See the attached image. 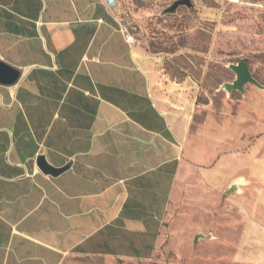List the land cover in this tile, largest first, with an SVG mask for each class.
Instances as JSON below:
<instances>
[{"label": "crops", "instance_id": "1", "mask_svg": "<svg viewBox=\"0 0 264 264\" xmlns=\"http://www.w3.org/2000/svg\"><path fill=\"white\" fill-rule=\"evenodd\" d=\"M122 27L104 0H0V60L21 72L0 85V264L149 260L193 178L188 221L212 237L198 248L212 264H264V163L194 146ZM39 157L67 169L44 174ZM242 172L254 196L212 206Z\"/></svg>", "mask_w": 264, "mask_h": 264}, {"label": "rangeland", "instance_id": "2", "mask_svg": "<svg viewBox=\"0 0 264 264\" xmlns=\"http://www.w3.org/2000/svg\"><path fill=\"white\" fill-rule=\"evenodd\" d=\"M174 1L116 0L115 12L124 27L134 29L138 58L165 95L168 108L189 116L194 146L205 151L215 142L222 155L264 163V89L250 84L243 93L221 89L235 79L228 65L239 62H246L252 77L264 87V10L241 5L264 0H191V9L180 7L174 15L161 16ZM240 175L246 181L241 189L254 196L257 184L249 187L248 174ZM195 180L174 193L162 240L151 259L69 256L62 264H212L215 250L198 248L200 240L194 241V236L202 233L194 231L196 221L191 224L187 217L189 207L196 214L195 191L201 186ZM223 191L220 202H211L221 210L230 205L232 196Z\"/></svg>", "mask_w": 264, "mask_h": 264}, {"label": "water", "instance_id": "3", "mask_svg": "<svg viewBox=\"0 0 264 264\" xmlns=\"http://www.w3.org/2000/svg\"><path fill=\"white\" fill-rule=\"evenodd\" d=\"M180 7H185L191 9L193 4L191 0H176L169 7L165 8L160 12L161 16L174 15ZM228 69L234 74L235 79L231 83H225L221 86V89L226 93L232 91H238L243 93L244 86L250 84L258 89L263 90L264 87L261 86L253 77L249 70L248 64L246 62H239L237 64H229ZM21 72L11 67L10 65L4 63L0 60V85L11 87L15 85L20 77ZM38 168L39 170L51 176H56L67 169V166L62 168H53L49 166L43 157L38 158ZM246 184V181L242 175L237 176L232 180L224 189L223 193L226 196L230 195H240L242 193L241 187ZM212 237L204 236L202 234H197L194 236V241L198 240H211Z\"/></svg>", "mask_w": 264, "mask_h": 264}, {"label": "built area", "instance_id": "4", "mask_svg": "<svg viewBox=\"0 0 264 264\" xmlns=\"http://www.w3.org/2000/svg\"><path fill=\"white\" fill-rule=\"evenodd\" d=\"M104 1H105V4L107 5V7L109 9L116 8V1L115 0H104ZM241 5L264 10V3H249L248 2V3H241ZM132 30H134V29L127 28L124 26L121 29V32H122L124 39H125V42L128 45H134L135 44L134 35L131 33Z\"/></svg>", "mask_w": 264, "mask_h": 264}]
</instances>
